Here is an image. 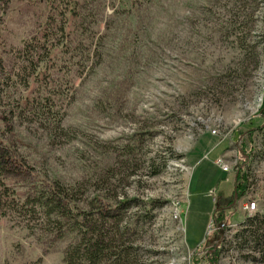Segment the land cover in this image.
<instances>
[{
  "label": "rangeland",
  "instance_id": "374dc122",
  "mask_svg": "<svg viewBox=\"0 0 264 264\" xmlns=\"http://www.w3.org/2000/svg\"><path fill=\"white\" fill-rule=\"evenodd\" d=\"M0 56V140L29 168L0 182L20 200L57 182L81 211L125 203L133 264H264V0H0ZM46 222L0 217V264H66L76 235Z\"/></svg>",
  "mask_w": 264,
  "mask_h": 264
},
{
  "label": "trees",
  "instance_id": "16d2710c",
  "mask_svg": "<svg viewBox=\"0 0 264 264\" xmlns=\"http://www.w3.org/2000/svg\"><path fill=\"white\" fill-rule=\"evenodd\" d=\"M60 30L62 33L63 29L60 28ZM41 50H43V53H40ZM16 55L25 63L19 69L21 78L19 82L25 85L27 82L24 81L35 76L40 65H46L49 50L47 51L45 45L35 42L34 46L27 45ZM2 59L3 57L0 56V75L4 72ZM23 73L24 75L27 73L25 78L22 75ZM42 101L32 102V104H37L34 105L36 108L41 107L48 110L47 105L40 103ZM28 103V99H25V104ZM262 112H264V103ZM241 153L244 154V151H241ZM24 170L26 173L29 171L27 165L16 161L8 146L0 140V174L5 177L15 173L20 175ZM47 186L45 189L40 188L27 194L20 200L15 193L10 192L0 182V187H2L0 189V217H6L9 213L14 212L19 217L24 216L29 219L31 214L34 216L36 210H38L39 214L47 220L46 224L49 231L55 233L58 238L68 233H74L77 243H72L65 249L64 261L66 264H133L136 255L135 250L130 246L129 238L131 234L127 228L122 227V219L120 218L122 211L126 209L125 206L127 205L125 203L114 208L103 205L93 208L92 212L81 211L76 203L79 201L77 194L70 187L57 182ZM234 188L238 199L245 194L248 188L246 175L242 169L236 171ZM217 212L214 211L213 213V219L216 223H218ZM258 218L256 215L252 219H247L243 226L252 227ZM246 230L244 229L242 232H248V237L255 239V243L258 244L261 239L259 236L256 237V231ZM239 237L240 234L235 236L237 239ZM221 238L222 235H220L219 240ZM212 253L216 256L218 249Z\"/></svg>",
  "mask_w": 264,
  "mask_h": 264
},
{
  "label": "built area",
  "instance_id": "2783aa9c",
  "mask_svg": "<svg viewBox=\"0 0 264 264\" xmlns=\"http://www.w3.org/2000/svg\"><path fill=\"white\" fill-rule=\"evenodd\" d=\"M211 134L216 135L217 131L213 130V131H211ZM216 165L221 169L222 172L227 173V174L231 173V170H232L231 164L228 163L224 159L223 156L216 161ZM255 209H256L255 202H250L244 206V210H246L248 213L253 212ZM223 228H227V226L223 223L218 224L213 219L212 222L208 226V231H210V233H213V234H219V233H221ZM220 235H222V234H220Z\"/></svg>",
  "mask_w": 264,
  "mask_h": 264
},
{
  "label": "water",
  "instance_id": "95a60500",
  "mask_svg": "<svg viewBox=\"0 0 264 264\" xmlns=\"http://www.w3.org/2000/svg\"><path fill=\"white\" fill-rule=\"evenodd\" d=\"M233 199H234V201H233L232 204H235L236 203V200H237V192H236L235 188H234Z\"/></svg>",
  "mask_w": 264,
  "mask_h": 264
}]
</instances>
